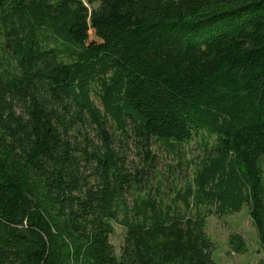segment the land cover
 Returning a JSON list of instances; mask_svg holds the SVG:
<instances>
[{"label": "trees", "instance_id": "1", "mask_svg": "<svg viewBox=\"0 0 264 264\" xmlns=\"http://www.w3.org/2000/svg\"><path fill=\"white\" fill-rule=\"evenodd\" d=\"M87 117L104 147L91 173L71 137ZM109 121L142 168L114 150ZM201 129L215 143L178 193L185 209L129 207L153 144ZM205 202L247 204L264 250V0H0V264H216ZM228 244L248 250L240 233Z\"/></svg>", "mask_w": 264, "mask_h": 264}, {"label": "rangeland", "instance_id": "2", "mask_svg": "<svg viewBox=\"0 0 264 264\" xmlns=\"http://www.w3.org/2000/svg\"><path fill=\"white\" fill-rule=\"evenodd\" d=\"M83 1L87 3L88 0ZM93 36V31L89 29L81 36V39H92ZM50 45H54V43L51 42ZM64 59L71 60L67 57ZM94 100L97 106L102 109L100 100L96 97ZM107 128L112 136L114 150L124 155L129 160L131 167L142 168L143 160L140 149L124 138L112 121H109ZM71 131L73 132L72 139L77 142V146L80 148L81 158L90 164L86 171L91 173L92 166L96 163L90 160L88 154L94 150L99 152L100 147H102L101 150L104 149L98 125L91 117H87L83 122L72 123ZM214 143L215 136L203 129L199 130L189 142L175 147L166 146L160 142L154 143L152 146V151L155 153L154 166L146 167L140 188L126 194L128 206L132 207L135 200L141 202L143 199L152 198L157 200L164 209L183 211L185 209L184 202L178 193L183 195L189 186L196 187L194 183L196 170L204 158L206 147L210 148ZM92 180H95V176L92 177ZM199 208L203 214L207 215L205 229L212 242L211 255L216 264H260V260L264 259V250L259 242L257 229L249 216L247 204H244L239 211L223 215H219L216 207L207 202L199 204ZM122 216L120 214L119 218ZM112 224L115 231L110 235V242L114 246L115 252L120 255L126 230L118 222H112ZM234 233H240L245 238L248 247L246 252L231 251L228 239Z\"/></svg>", "mask_w": 264, "mask_h": 264}]
</instances>
